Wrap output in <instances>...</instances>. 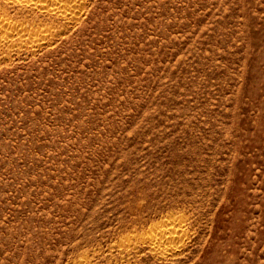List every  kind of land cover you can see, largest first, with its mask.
<instances>
[{"label":"rangeland","instance_id":"1","mask_svg":"<svg viewBox=\"0 0 264 264\" xmlns=\"http://www.w3.org/2000/svg\"><path fill=\"white\" fill-rule=\"evenodd\" d=\"M56 9L0 0V264H264V0Z\"/></svg>","mask_w":264,"mask_h":264},{"label":"bare ground","instance_id":"2","mask_svg":"<svg viewBox=\"0 0 264 264\" xmlns=\"http://www.w3.org/2000/svg\"><path fill=\"white\" fill-rule=\"evenodd\" d=\"M15 1H17V2H25L26 4H28V5H34V6H39V7H45V8H47V9H51V10H57L56 8H59V6H61L62 4H63V2L65 1V0H15ZM66 1H68V0H66ZM53 7V8H52ZM51 10H49V11H51ZM65 12V11H64ZM63 12V13H64ZM65 14V13H64ZM19 30V29H18ZM162 232H160L161 234H162V236L163 237H166L164 234H165V232H164V229L163 230H161ZM175 231V230H174ZM176 232V231H175ZM154 233V232H153ZM156 233V232H155ZM158 234V231H157V233L156 234H158L159 235V237H161L160 235L161 234ZM167 234V233H166ZM169 236V235H168ZM175 236V235H174ZM151 237V236H150ZM159 237H154L153 236V238L151 237V242H150V240H149V242L151 243V246H153V248L154 249H158L159 250V252L161 251L162 253H165L166 255L169 253H172V252H174V249H172V248H170V249H165L164 247H166V246H160L161 244V242L159 243L160 245H158V242L157 241H155L156 239H158ZM164 239V238H163ZM160 240H162V239H160ZM169 240V239H168ZM162 242H164L163 240H162ZM163 244V243H162ZM168 244V243H167ZM171 245H168V247H170ZM164 254V255H165Z\"/></svg>","mask_w":264,"mask_h":264}]
</instances>
